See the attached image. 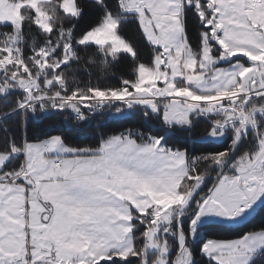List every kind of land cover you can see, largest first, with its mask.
<instances>
[{"label":"rangeland","instance_id":"obj_1","mask_svg":"<svg viewBox=\"0 0 264 264\" xmlns=\"http://www.w3.org/2000/svg\"><path fill=\"white\" fill-rule=\"evenodd\" d=\"M146 1L147 0H126L122 4L121 8L124 9L127 5L133 4L135 8L131 10L130 14L136 15V17H138L137 19L144 23L143 25L148 31L149 29L152 30V27L150 24L145 23L147 20H149V22L152 21L146 18L158 17H147L145 13L142 12L144 7L143 3ZM57 5L61 7L64 14L73 17L75 20L79 18L80 10L77 6L76 0H17L1 5L0 26H10L13 29H10L12 33H9V28L6 29V31H2L0 29V33L8 34V37L4 42V46L0 47V63L8 65L19 62L22 72H26L28 71V68L32 67L35 63H39L41 69H46L48 67L55 66L57 62L63 63L66 61L68 59V55H65V53H68L69 55L77 54L76 47L74 46L75 41L73 28H63L59 31L57 40L52 38V19L54 17H52L51 12ZM188 6L190 8L195 7L197 12L200 13L203 22L202 25H205L206 22L210 21V26L213 28L212 32H210L207 28L202 32L203 42L199 54H196L193 51L191 40H189L190 38L187 39L188 66L184 68V65H181L182 56H180L179 51L182 36L177 28V21H181L182 16L178 14L176 16L168 15L161 17L178 18L173 19L172 21L161 20L162 25H156L159 32L163 29V32L161 33L162 36L160 37L163 43L165 40V44L170 48V50L173 48L177 53L171 57L172 63L170 73L172 74L173 79L169 80V77L164 79L163 73L165 72L166 74H169V71H165L162 65L160 69L157 68L155 71H151L153 64L151 67L143 66L139 71V83L137 82L132 87L131 85L128 86L131 89L128 88L130 91L125 97V102H116L111 105L106 104L102 111L94 112L92 114L88 113L89 115L87 118L80 121L74 120L71 117L72 115L69 114L63 118V124L70 129H74V126H90L98 117L104 114L110 113L112 117H119L127 115L131 110L145 114L148 120L155 119L156 116H159V118L163 119L164 122V126L162 125L161 128L164 129L165 127L166 131L171 134V130L184 128L188 124L189 126H187V128H192L193 121L192 119L190 120V108L193 110H196L197 108H210L211 112L202 111V109H200V113L203 114L204 112L205 117L203 118H206L209 115H213L212 106H216L217 108L220 106L221 110L230 109L226 112L219 110L218 113L223 116L229 114L227 119L230 121V124H225L226 118L224 117L223 121L218 124L224 127H215L208 138L216 142L222 141L229 131H234V152L236 146L246 136L245 134H249L251 131L255 135V141L252 142L250 147L251 152H245V155L242 157L239 156V158L237 157L233 162H231V159H233L232 157H234V154H231L228 159V165H226V163L224 164L223 160H218V168L222 169L218 174V176L221 174L220 179L216 184H213L208 193L202 194L200 190L203 188L205 177H201L197 180L199 184L197 183L198 185L195 189L196 191L194 190V192H191L189 189L185 192H181V179L176 183L174 181H170L168 184L162 185L161 183L164 184L163 169L169 173L174 172L175 169L168 167L163 168L162 159L167 155H157L153 152L154 149H151V154L149 155L150 157L141 162V166L150 170L149 177L146 181L139 182L141 180L133 179V177H136L134 175V171L131 172L130 176L124 177L123 185L127 186L124 188V191L127 190V192L131 195V197L128 198H126L127 195H125L124 205H122V201L118 204L114 201L108 200V194L111 195L109 190L110 188L108 187H111L112 183L106 182V180H110V178L105 177V175L115 173L113 161L111 159L115 147L120 149L122 152V161L120 162L121 168L127 164L126 160L132 155H128L129 151L126 150L127 148L123 147V144L122 146H116V143L113 141L131 139L137 143L134 139L127 136H114L110 140L103 143L101 151L99 150L100 154L97 155L98 157H92L93 155L88 154L84 156H72L74 158L56 159L53 155V157H51L52 159H49L52 163H48L53 164L54 169L56 171H60L61 173L64 168H75V174L72 179L78 183L68 180V182L72 183V187L70 190L68 186H65V189L68 191L65 193L68 194L69 197L74 198L73 201L77 204L76 211L79 215H81L84 210L90 211L85 204H81L83 202V199L80 197L81 193L91 192L92 194H96L97 196L93 202L94 204H99L104 200L106 207L105 210H103V213L107 214L110 219H106V221L105 219L103 221H95L100 222L97 235L101 234V248L104 250H108L109 246L112 244L114 246L118 244L125 246L123 249L116 248V250L120 253H124L131 249L127 245L130 241L128 238L132 235V221L134 219L133 212L136 211L138 214L137 216L147 215V209L149 207H157V213L153 217H150L151 223L146 221L147 223L144 222L142 224H147V227H137L141 230H145L143 232V236L147 241L146 249L151 250L153 248H157L159 244H161V249L169 250V241H173L178 244L177 254L172 259V264H190L188 261L189 257H186L189 250L186 246L188 237L183 231V224L185 218L191 216L193 212L194 214L190 220V239L192 241H194L198 235L201 236L199 228L206 224L220 223L228 226L233 225V220L237 214L242 215L245 211L238 208L239 205L245 204V199L250 201L247 208L250 209L249 212L251 214L264 199V197L261 199L262 197L259 195L260 193L257 196H253V194L259 190L262 185H264V183L262 184V179L264 180V163L262 162L264 159L261 158L263 152L261 151L262 145H260L261 136L264 134V104H254V102L251 101L254 98L264 95L261 92H253L255 88H245L232 92L229 90L212 94L200 93L187 86L191 85L196 89L199 86H204L201 89H209V87L215 86V83L219 84L222 81L231 82L234 80L237 82L238 79L244 76V72L248 71L252 74L253 79L258 80V88H264V0H189ZM204 6L207 8H204ZM23 8L26 9L25 15H21V10ZM30 18L34 19L35 25L41 30V32L47 33L48 37L44 38L45 42L43 44L40 43V47H38L39 43L37 41H30V44L26 45L24 43V21L25 19L30 20ZM109 18H111V21L106 24L103 30L96 27L92 31L88 32L84 38L77 41V47L94 45L96 42H103L107 45L110 40H113L114 38V43L112 45L113 49L119 45L123 49L121 53L134 55L132 46L119 36L117 20L112 14H108L104 20H108ZM183 18H185V16ZM167 28H169L168 32H166ZM25 47L31 50L29 52L31 54L30 56L24 55ZM56 50H59V61L56 57L51 55ZM11 51L14 53H11ZM4 53L7 54L5 55ZM36 56H39L38 61L35 60ZM157 56L159 55H156V57ZM238 57L242 60L236 63L235 66H220L221 63L225 64L227 61ZM214 65H216L215 67L217 68H221L216 70L211 69ZM196 78L201 80V84L195 83L194 80ZM162 79L166 83L165 87L161 84ZM250 79L251 78L249 76L243 80L249 82ZM178 80L184 81L183 84L186 83V85L180 87L177 85ZM137 84L141 85L137 86ZM187 91H189L190 95L187 96V98H180L181 93H187ZM244 94L247 96L243 97L242 95ZM231 96H234V98H230ZM129 98L135 99V101L132 102V108L126 104L127 99ZM221 99H235V105L236 103H239V106L236 108L237 110H233L232 106L229 105L230 102H219ZM250 103L253 105L249 106ZM217 112L215 114H217ZM257 117L260 118L261 126L257 123ZM195 118L196 120L198 119L197 116ZM26 119L27 116L25 115L22 119L24 139L21 149L24 162L21 171H19L16 177L20 178L22 173H26L29 170L31 165L28 160L35 159L36 155L41 150L45 151L46 154H49L51 151L49 150L50 146L62 144L64 147L66 146L67 153L71 155L76 152H89L88 150H78L68 147L62 142L60 137L43 140L39 136L34 137V140L38 142L30 143V150H28L26 130L24 127V120ZM238 119L241 122H236ZM258 130L261 132L258 133ZM163 139V137H157V139H152L150 141L152 143L139 144H147L151 148L156 146V148H158L156 149L158 153L168 155L176 154L178 156H182L179 160L183 163H179V165L183 166V157H187L186 152L177 151L170 147L175 152L173 154L166 153V146L162 145ZM11 147L12 149L19 148L16 144H12ZM38 150L40 151L36 153ZM64 150L65 149H63V152ZM252 150L255 151L252 152ZM10 158V154H0V167L3 163L8 162ZM54 159H56L57 162L61 161L64 163V168L61 169V167H55ZM97 160H99L98 165L93 163V161ZM61 162H58L57 165L60 166ZM91 164L93 165L92 169ZM133 164L134 161L130 162L131 167ZM195 166L196 162L192 161L191 168H195ZM224 166L226 167L224 168ZM257 168L260 169V171H258ZM255 170L258 172L255 173ZM46 171L49 172L50 170L46 167ZM87 172L89 173L88 175ZM120 180V178L117 180L119 185ZM18 182H20V180L10 181L9 183L13 184ZM154 182L159 183L158 186L152 185ZM115 184H117V182ZM148 192L150 193V196L146 195ZM257 193L258 192H256V194ZM197 195L200 197L196 202L195 209L189 213L188 211L194 205L196 200L195 196L197 197ZM176 209H181L183 214H189L186 217H183L182 215L176 217V215L173 214ZM171 218H174L176 221V230L171 229L170 235L167 233L164 235V238L158 242L157 237L160 234L162 226L169 222ZM139 220H142L141 217H139ZM89 222L93 224V221ZM85 229L87 230V234H90L91 236L92 231H88V226H85ZM261 232L264 231L254 233ZM47 237L48 235L45 234L43 236V240L47 241ZM242 237L231 240H210L207 247L213 250V253L211 251L208 255H211L214 258L219 257L226 261L227 256H222V252L227 253L229 249L222 248V246L229 245L232 247L236 245ZM51 242L52 240L45 242L47 247ZM106 260H111V258H107ZM50 261L53 262L55 259L50 258ZM39 262H44V260L41 258L36 260V258L33 257L31 260L21 262L20 264H39ZM169 263V257L163 253L162 255L155 256L151 264ZM57 264L75 263L59 262ZM76 264L86 263L76 262Z\"/></svg>","mask_w":264,"mask_h":264},{"label":"trees","instance_id":"obj_2","mask_svg":"<svg viewBox=\"0 0 264 264\" xmlns=\"http://www.w3.org/2000/svg\"><path fill=\"white\" fill-rule=\"evenodd\" d=\"M9 1L14 2L17 0ZM76 2L80 10V15L77 20L64 14L61 7L58 5L55 6L51 12L52 17H54L52 19V38L57 40L59 31L63 28H73L74 46L76 47L77 54L83 56L86 61L88 56L96 55V48L93 45L77 47V41L84 38L88 32L100 25L101 21L104 20L108 14H112L118 23L119 36L132 46L134 55L120 53L119 59L112 65V75L100 78L98 82L101 87L116 89L121 88L122 80L128 82L127 87L135 85L138 82L140 69L143 66L151 67L156 55L159 54L158 50L146 40L136 15L124 13L118 0H100V2L97 0H76ZM25 10V8L21 10V15L26 14ZM0 29L2 31L8 29L9 33H12L10 29L13 28L10 26H0ZM204 30L206 29L202 27L201 18L195 9L190 7L186 8L185 32L187 38H190L189 40H191V43H200L201 34ZM23 34L25 45L30 44V41H37L39 43L38 47H40V43L43 44L45 42L44 38L48 37L46 32H41L35 25L34 19L32 18H30V20L25 19ZM30 51V49L25 47V53H29ZM96 59H99L98 55ZM240 59L241 58H237L236 61ZM83 62L84 61H81V63ZM97 77L98 73L93 69L94 81ZM9 99H11V97H9ZM251 101L254 102V104H264V96L254 98ZM251 105L253 104L250 103L249 106ZM4 110L5 106L0 104V111ZM195 117V115L191 116L193 121L191 129L185 126L184 128L171 130V134L166 131L165 127L164 129L161 128L162 125L164 126V122L159 116H156L155 119L148 120L145 114L131 110L127 115L119 117H112L110 113L104 114L98 117L90 126L73 125L74 129L66 127L63 124L64 117H60L56 120L45 121L42 126L33 127L30 131H27V148L30 150V143L38 142L34 140L36 136L41 137L43 140L60 137L62 142L68 147L89 151L76 152L71 156H84L88 154H99V150L101 151L103 143L114 136H127L137 141V143H152L150 142L152 139L155 140L157 137H163L162 145L171 147L177 151H184L187 154L189 172L187 176L181 178V192H185L187 189L194 192L199 184L197 180L201 177H205L203 188L200 190L202 194H205L210 191L219 172L222 170L218 168L217 161L223 160L224 164L226 163L228 165V159L231 154H234V157H232L233 159H231V162H233L237 157L239 158V156L242 157L246 153H250V147L252 142L255 141V135L251 131L249 134H245L246 136L236 146L233 152L235 141L234 131H229L222 141L216 142L208 138L214 130L215 125L223 121L224 116L222 114H213L206 118H198L197 120ZM257 118V123L261 126L260 118ZM17 120L21 121L19 128L15 123ZM5 125L7 126L6 131L4 130ZM260 132L261 131L258 130V133ZM23 139V125L20 116H16L12 120L0 122V154L11 155L10 160L0 170V176L7 175L9 177H14L21 171L24 162L23 153L21 152ZM204 140H207V142ZM12 144H16L19 148L12 149ZM39 151L40 150H38L37 153ZM254 151L255 150H252V152ZM38 154H42V150ZM192 161L196 162L195 168H191ZM199 195H197V197L195 196V203L188 211L189 213L195 209L197 200L202 196ZM152 209V207H149L147 209V214ZM133 213V247L124 253H120L117 250L110 252L108 258H111V260H104L99 264H151L155 256L162 255L163 253L169 257V264H172V259L177 254L178 244L169 241V250L161 249V244H159L157 248L151 250L146 249L147 241L143 236L145 230L139 228L147 227V224L143 225L142 223H147L146 221L151 223V219L147 215L137 216L138 214L136 211ZM192 216L193 215L188 216L190 218H185L183 224V231L188 237L186 246L190 250L192 264H208L204 257L201 256V251H203L210 240H231L242 237L246 233L264 231V199L257 206L253 217L248 221L236 226H228L220 223L206 224L199 228V231L204 232V236L202 238L198 236L194 241L190 239V220ZM139 217H141L142 220H139ZM137 226H139V228ZM171 229L176 230V221L174 218H171L169 222L162 226L160 234L157 237L158 242L164 238V235L167 233L170 235ZM257 259H259V257Z\"/></svg>","mask_w":264,"mask_h":264},{"label":"crops","instance_id":"obj_3","mask_svg":"<svg viewBox=\"0 0 264 264\" xmlns=\"http://www.w3.org/2000/svg\"><path fill=\"white\" fill-rule=\"evenodd\" d=\"M125 1L126 0H124V2ZM188 1L189 0H147L145 3H143L144 7L142 9V12L145 13L147 17H158L146 18L152 21L149 22V20H147L145 23L150 24L152 30L149 29L147 31L146 27H144L143 25L144 23H142L141 20L138 19L147 41L153 47H155L159 53V56H157L153 62V68L151 69V71H155L157 68L160 69L162 65L165 71H169V74H166L165 72L163 73L164 79L168 77L169 80L173 79V76L170 73L172 63L171 57L173 55H176L177 53L176 50L173 48L170 50V48L165 44V40L163 43L160 38L162 36L161 33L163 32V29L159 32L156 25L161 26V20L172 21L173 19H178L161 17H165L168 15L176 16L178 14L182 16L181 21H177V28L179 29V32L182 36V42L180 44L179 51L180 56H182L181 65H184V68L188 66V38L185 32V18H183L185 16L186 8L189 7ZM7 2L10 1L0 0V10L2 9L1 5L6 4ZM133 8H135V6L131 4L127 5L124 9H121L124 13L129 14ZM204 8L207 7L204 6ZM193 9H195V11L197 12V9L195 7ZM197 13L200 16V13ZM209 22H206V24L202 25V27L205 29L207 28L210 30V32H212L213 28L210 26ZM152 25L154 26V28ZM168 30L169 28L166 29V32H168ZM202 42L203 40L201 34L200 43H191L193 51L196 54L200 53ZM236 59L237 58L231 59L225 64L221 63L220 66H235L236 63L242 60L240 59L236 61ZM215 66L216 65H214L211 69L216 70L221 68H217ZM249 76L251 78L249 82L243 80ZM194 81L196 84H201V80L199 78H196ZM183 82L184 81L178 80L177 85L183 87L186 85V83L183 84ZM161 84L164 87L166 86V83L163 79L161 81ZM215 84V86L209 87V89H201L204 86H199L197 87V89L192 87L191 85L187 86L192 90H196L200 93L212 94L229 90L232 92L245 88H255L253 92H261L264 95V88H258V80L253 79L252 74L248 71L244 72V76L238 79L237 82L233 80L231 82L222 81L219 84ZM139 85L141 84H137V86ZM189 95L190 93L189 91H187V93H181L180 98H187V96ZM197 109L193 110L192 108H190V120L191 116L194 115L198 118L205 117L204 112L203 114L200 113V109H202V111L211 112V109L207 107L200 108L199 110ZM228 116L229 114L224 115V117L226 118L225 124H230V121L227 119ZM236 122L239 123L241 121L238 119ZM218 124L219 123L216 124V128L219 126L224 127ZM186 126H189V124ZM113 142L116 143V146H122L123 144V147L127 148L126 150L129 151L128 155H132L126 160L127 164L123 168H121L120 162L122 161V152L120 149H117L115 147L113 155L111 157L115 173L113 174L109 172L110 175H105V177L110 178V180H106V182L112 183V186L108 187L110 188L109 190L111 192V195L108 194L107 196L109 201H114L118 204L122 201V205H124L125 195H127L126 198L131 197L127 190L124 191V188L127 186L123 185V180L124 177L130 176L132 171H134V175L136 176L133 177V179L141 180L139 182L146 181V179L149 177L150 170L144 166H141V162L147 160V158L150 157L149 155L151 154V149H154L153 152L157 155H167L164 156L162 159L163 168L168 167L175 169V171L171 173L166 172V170L163 169L164 184L161 183L162 185H166L170 181H174L175 183L179 182L181 178L187 176L188 174L187 157H183L184 165L182 166L179 165V163H183L181 162V160H179V158L182 156H178L176 154L168 155L164 153H158L156 151V149H158L156 148V146L154 148H151L147 144H139L131 139L115 140ZM260 145H262L261 151L263 152L261 158L264 159V134L261 136ZM63 149H65L64 152ZM49 150L51 151L48 155H46L45 151H42V154H37L35 159L28 160L31 166L29 167V170L24 173L25 175L21 176L20 182L11 184L4 178L5 176L8 178H11L12 176H0V233H3V235L0 236V239L4 241L5 247L7 249L14 250L17 253L19 257V264L21 262H27L33 257H35L36 260L39 258L44 260V262H39V264H57L59 262H74L75 264L76 262L86 264H98L106 260L110 252L115 251L116 248H124L125 246H121L119 244L114 246L112 244L109 246L108 250H104L103 248H101V234L97 235L100 227V222L95 221H103L104 219L106 221V219H110L107 214L103 213V210H105L106 207L104 200L99 204H94L93 202L95 200V197L97 196L96 194H92L91 192L81 193L80 197L83 199V202L81 204H85L90 209V211L84 210L82 214L79 215L76 211L77 204L73 201L74 198L69 197V195L65 193L68 192L67 189H65V186H68L70 190L72 187V183L68 182V180L78 183L72 179L75 174V168L71 167L65 169L64 163L58 161L61 162V165L58 166V162L56 161L57 158L64 159L74 157H72L71 154L67 153L66 146L64 147L62 144L50 146ZM53 155L56 158L54 159L55 167H61V169L64 168L62 169V173L60 171H56L54 169L53 164H48L52 163L49 159H52L51 157H53ZM97 155L98 154L93 155L92 157H96ZM98 161L99 160L93 161V163H96L98 165ZM132 161H134V164L131 167L130 162ZM6 163L2 164L0 170ZM262 163H264V161ZM46 167L50 170L49 172L46 171ZM92 167L93 165L91 164V169ZM257 170L260 171V169L258 168ZM257 170H255V173L258 172ZM88 174L89 173L87 172V175ZM118 178L121 179L120 185L117 181ZM116 182L117 184H115ZM263 183L264 180L262 179V184ZM158 184L159 183L154 182L152 185L158 186ZM256 192L258 193L256 194ZM256 192L253 194V196H257L260 193L259 195L262 197L261 199H263L264 185H262V187ZM146 195L150 196V193L148 192ZM244 202L245 204L238 206L239 209L245 210L244 213L242 215L237 214V216L233 220V225L230 226L242 224L253 217L256 209L251 214L249 212L250 209L247 208V205L250 201H247V199H245ZM89 221H93V224H91ZM85 226H88V231H92L91 236L90 234H87ZM45 234L48 235L47 241L43 240V236ZM128 239H130V241L127 246L129 248H132V235H130ZM50 240H52V242L49 243V246L47 247V244L45 242H49ZM205 248L208 249V251H205V253L210 254L211 251L213 253V250L209 249L207 246ZM50 258L55 259V261L51 262Z\"/></svg>","mask_w":264,"mask_h":264},{"label":"snow or ice","instance_id":"obj_4","mask_svg":"<svg viewBox=\"0 0 264 264\" xmlns=\"http://www.w3.org/2000/svg\"><path fill=\"white\" fill-rule=\"evenodd\" d=\"M110 21L111 18L102 20L97 27L103 30ZM7 37V33H0V47L4 46ZM113 43L114 38L107 45L96 42L93 45L96 55L88 56L86 61L79 54L65 53L68 55L66 61L57 62L55 66L46 69H41L39 63H35L28 71L22 72L19 62L8 65L0 63V104L5 106V110L0 111V121L12 120L16 116L23 119L26 115L24 127L27 132L33 127L42 126L45 121L56 120L69 114L78 120H84L87 118L85 111L92 114L102 111L106 104L125 102V97L130 91L127 81L122 80L119 89L104 88L98 82L100 78L112 75V65L123 51L119 45L113 49ZM30 55L25 53V56ZM51 55L59 61V50ZM97 55L99 59H96ZM35 60L38 61L39 56H36ZM93 69L98 73L95 81ZM15 123L19 128L21 121L17 120ZM4 130H7L6 125ZM2 235L3 233H0V236ZM222 248L229 249L227 253L222 252V256H227L226 261L203 251L201 256L208 264H264V232L246 233L236 245H223ZM0 264H19L17 253L7 249L2 239Z\"/></svg>","mask_w":264,"mask_h":264},{"label":"built area","instance_id":"obj_5","mask_svg":"<svg viewBox=\"0 0 264 264\" xmlns=\"http://www.w3.org/2000/svg\"><path fill=\"white\" fill-rule=\"evenodd\" d=\"M121 1H123V0H119V2H121ZM11 53H14L13 51H11ZM247 94V93H246ZM248 95V94H247ZM247 95H242L243 97H246ZM230 98H234V96H231ZM235 99H221L219 102H224V101H226V103H229V105L230 106H232V108H233V110H237L236 108H237V106H239V103H236V105H235V101H234ZM133 101H135V99H133V98H129V99H127V102H126V104H127V106H129V103L131 104V106H130V108H132V106H133ZM233 101V102H232ZM212 108V110H213V112H217V110H219V107L217 108L216 106H212L211 107ZM168 112V111H167ZM85 115H86V117L89 115L88 114V112L87 111H85ZM74 120H76V121H80V120H78V119H76L75 118V116H71ZM165 152H167V153H171V154H173L175 151L173 150V149H171V148H165ZM10 181H15V179H11V180H9V182ZM157 213V207L156 208H154V209H152L150 212H149V217H153L155 214ZM174 214L176 215V217H179V216H181V212L178 210V211H176V212H174ZM203 235H204V233L203 232H201V237H203Z\"/></svg>","mask_w":264,"mask_h":264},{"label":"water","instance_id":"obj_6","mask_svg":"<svg viewBox=\"0 0 264 264\" xmlns=\"http://www.w3.org/2000/svg\"><path fill=\"white\" fill-rule=\"evenodd\" d=\"M226 167V166H225ZM224 167V168H225ZM221 175V174H220ZM220 175L217 177V179H216V182H215V184L218 182V180L220 179Z\"/></svg>","mask_w":264,"mask_h":264},{"label":"bare ground","instance_id":"obj_7","mask_svg":"<svg viewBox=\"0 0 264 264\" xmlns=\"http://www.w3.org/2000/svg\"><path fill=\"white\" fill-rule=\"evenodd\" d=\"M118 2H119V0H118ZM124 2V0L123 1H121V2H119V4H120V6H121V4Z\"/></svg>","mask_w":264,"mask_h":264}]
</instances>
